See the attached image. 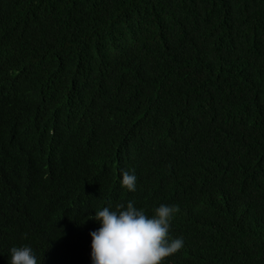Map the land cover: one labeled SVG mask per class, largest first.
Segmentation results:
<instances>
[{"label": "trees", "instance_id": "trees-1", "mask_svg": "<svg viewBox=\"0 0 264 264\" xmlns=\"http://www.w3.org/2000/svg\"><path fill=\"white\" fill-rule=\"evenodd\" d=\"M128 201L179 208L163 264H264V0H0V264Z\"/></svg>", "mask_w": 264, "mask_h": 264}, {"label": "clouds", "instance_id": "clouds-1", "mask_svg": "<svg viewBox=\"0 0 264 264\" xmlns=\"http://www.w3.org/2000/svg\"><path fill=\"white\" fill-rule=\"evenodd\" d=\"M136 176L122 173L121 185L130 192L136 190ZM179 211L177 206L160 205L149 217L132 201L127 206L117 204L116 210L104 207L91 217L101 223L90 233L93 264H163L183 247V240H169L171 221ZM10 264H37L31 247L10 249Z\"/></svg>", "mask_w": 264, "mask_h": 264}]
</instances>
